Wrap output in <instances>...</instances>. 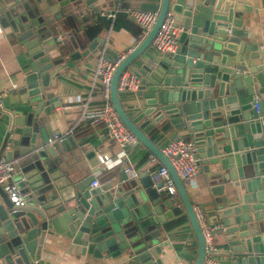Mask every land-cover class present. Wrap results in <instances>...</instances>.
I'll list each match as a JSON object with an SVG mask.
<instances>
[{
  "label": "water",
  "instance_id": "water-1",
  "mask_svg": "<svg viewBox=\"0 0 264 264\" xmlns=\"http://www.w3.org/2000/svg\"><path fill=\"white\" fill-rule=\"evenodd\" d=\"M11 1L9 8L15 11H0V25L15 32L28 59L32 71L27 77L29 95L37 109L36 124H28L32 132L29 148L6 153L9 161L30 156L31 162L15 179L22 188L24 205L13 204L0 185V263L40 261L47 245L53 244L73 248L82 256L127 255L141 264H153L162 248L155 246L150 232L156 231L157 222L165 223L185 210L198 242L194 264H203L206 244L189 192L161 148L146 134L155 124L169 120L190 133L198 166L207 174L217 172L211 176L216 185L213 193L224 196L228 186L232 187V203L221 202L217 216L207 219L212 227L221 223L226 228L229 250L224 263L264 264V53L258 45L247 43L243 20L234 19L232 5L224 0H162L161 4L143 5V10L159 11L157 23L112 79L116 112L169 170L178 202L158 192L151 178L140 185L124 172L120 178L91 187L101 165L96 151L85 153L83 163L70 165L65 154L78 149V143L72 136L51 132L45 118L52 122L55 110L62 106L59 95L50 91L52 65L47 53L51 33L42 27L43 19L32 17L22 26L35 5L25 4L28 0ZM77 1L65 0L61 6ZM85 1L93 9L96 0ZM169 11L186 32L176 53L158 59L139 79L137 95L150 106L145 110L150 118L139 125L123 107L119 82L151 47ZM99 41L72 59L96 54ZM165 209L170 212L164 214Z\"/></svg>",
  "mask_w": 264,
  "mask_h": 264
},
{
  "label": "crops",
  "instance_id": "crops-1",
  "mask_svg": "<svg viewBox=\"0 0 264 264\" xmlns=\"http://www.w3.org/2000/svg\"><path fill=\"white\" fill-rule=\"evenodd\" d=\"M64 1L28 0L25 4L35 5V10L31 17H27L22 22V26H25L26 23L31 22L32 17L37 20L43 19L42 27H46V31L51 33L49 38L51 47L47 53L51 60L49 65H52L48 72L51 76L50 91L59 95L62 106L55 110L52 122L49 123L50 118L45 117L47 127L54 134L72 136L78 143V149L65 154L70 157V165L83 163L84 155L89 151H96L98 157L109 155L114 158L121 149L108 136L104 126L82 118L84 111L91 115L98 113L103 103L99 84H93L94 69L102 57L107 59L109 56L114 60L130 50L133 52L138 47L144 40L143 33L141 28L128 17L127 11L142 9L145 4L157 3L155 0H96L91 9L85 0L62 7L61 3ZM224 2L232 5L230 9L234 19L243 20L241 29L243 34H247V43L258 45L259 51L264 53V0H224ZM12 3L11 0H0V11L6 9L10 13L15 11L14 8H9L13 6ZM111 11H117L115 18L103 15ZM0 28L2 29L0 34V97L2 98L0 154L4 151L3 157L7 159V152L29 148L26 145L30 144L32 132L28 124L33 123V126L36 124L37 105L29 95L27 77L32 71L17 40V35L10 28H4L2 25ZM98 40H100L99 51L96 54L90 53L87 57L72 59V55L83 54L94 41ZM242 40L245 39L242 37ZM154 50L149 47L126 71L135 72L139 79H142L146 68L162 58L160 53ZM136 91L119 93L123 107L140 125L150 118L145 114V110L150 106L146 104L144 98L137 95ZM161 123L155 124L146 132L159 148L162 149L176 140L191 141L188 130L177 129L169 120ZM38 138L41 139V132H38ZM152 155L142 143L128 149L127 163L139 172L136 180L140 185L143 180L152 179V172L161 165L160 162L151 161ZM29 157L13 161H24ZM88 169L90 174L91 169L89 167ZM216 173L212 170L210 174H207L203 167H200L196 189L188 190L194 207H200L208 220L217 216L218 205L221 202L232 203L233 200L231 186H228L229 190H227L229 196L227 193L224 196L213 193V187L216 185L211 181V176ZM122 174V167L111 169L100 167V170L95 173V181H98L100 186L114 177L120 178ZM20 190L22 192V188ZM163 194L171 196L167 193ZM171 197H176L180 202L179 196ZM168 212H170L168 209L164 210V214ZM156 225V231L150 234H154L155 246H160L162 253L153 264H194L198 253V242L186 211L183 210L180 214L167 218L165 223L157 222ZM217 225L223 226L221 223ZM226 240V232L215 231L214 245L217 249L216 256L219 264H226L224 261L227 259L226 253L229 250ZM47 247L43 251L41 260L34 259L31 264H141L127 255L109 259L107 255H104L102 259H97L92 255H78L75 249L69 247L53 244Z\"/></svg>",
  "mask_w": 264,
  "mask_h": 264
},
{
  "label": "built area",
  "instance_id": "built-area-1",
  "mask_svg": "<svg viewBox=\"0 0 264 264\" xmlns=\"http://www.w3.org/2000/svg\"><path fill=\"white\" fill-rule=\"evenodd\" d=\"M157 4H161L162 0H155ZM103 15L109 18H115L117 11H111L109 13H103ZM128 17L138 25L145 38L153 29L157 23L159 17V11L143 10V9H129L127 11ZM186 32L184 26L178 22L176 14L169 11L166 15L161 28L152 42L151 47L154 48L160 55L167 56L175 54L178 48V42L180 37ZM2 29L0 28V34ZM132 53V50L128 51L116 59L109 61L105 57H102L94 69V85L97 83L100 86L102 107L91 115L84 111L82 118L85 120H91L94 124H102L106 130L108 136L113 139L120 147V152L116 157L109 155L99 156L101 168H115L122 167L124 174L129 179H137L139 172L131 165H128V149L135 145H138L140 140L133 134L122 122L115 107L112 103L111 90L112 79L116 69L119 65ZM139 85L138 74L131 71H125L119 82V92H131L137 90ZM94 87V86H93ZM0 107H2V98L0 97ZM258 108V105H256ZM264 126V122H263ZM162 153L172 164L176 170L179 178L181 179L184 187L187 190H195L197 187V177L200 172L197 160L194 158L196 153V145L192 141L176 140L168 143L162 149ZM152 162H159V160L152 155ZM31 162V159L24 161H9L0 154V185H2L5 191L8 193L10 200L16 206L24 205L25 197L21 194V190L18 187V182L15 180L18 175L21 174V170ZM152 179L154 187L158 192L167 193L171 196L177 195V189L174 180L171 177L169 170L164 166L160 167L152 172ZM99 186L98 181H94L91 187L96 188ZM197 218L199 220L203 236L206 244V257L203 264H219V260L216 256L217 249L214 245V234L216 230L226 231V228L220 225L214 227L208 222L205 213L200 207H194ZM3 264V263H0Z\"/></svg>",
  "mask_w": 264,
  "mask_h": 264
},
{
  "label": "rangeland",
  "instance_id": "rangeland-1",
  "mask_svg": "<svg viewBox=\"0 0 264 264\" xmlns=\"http://www.w3.org/2000/svg\"><path fill=\"white\" fill-rule=\"evenodd\" d=\"M156 52V50H154Z\"/></svg>",
  "mask_w": 264,
  "mask_h": 264
}]
</instances>
